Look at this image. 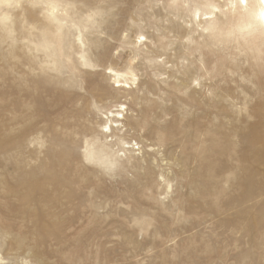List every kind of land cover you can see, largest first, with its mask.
Wrapping results in <instances>:
<instances>
[{"label": "rangeland", "instance_id": "374dc122", "mask_svg": "<svg viewBox=\"0 0 264 264\" xmlns=\"http://www.w3.org/2000/svg\"><path fill=\"white\" fill-rule=\"evenodd\" d=\"M10 2L0 264H264L257 0Z\"/></svg>", "mask_w": 264, "mask_h": 264}, {"label": "snow or ice", "instance_id": "6c2138e0", "mask_svg": "<svg viewBox=\"0 0 264 264\" xmlns=\"http://www.w3.org/2000/svg\"><path fill=\"white\" fill-rule=\"evenodd\" d=\"M261 8H260V11H259V19L261 20L262 24H264V0H258ZM10 5L12 4L11 2L9 3ZM17 6L19 7V3H17ZM34 7H37V6H40L38 4H33ZM49 7H56L58 5H55V4H49L48 5ZM229 7L233 8V9H236L238 7H243L244 10H247L248 8V0H229ZM140 40H144L145 37L144 36H140L139 37ZM105 131H107V129H105Z\"/></svg>", "mask_w": 264, "mask_h": 264}, {"label": "clouds", "instance_id": "9594fccd", "mask_svg": "<svg viewBox=\"0 0 264 264\" xmlns=\"http://www.w3.org/2000/svg\"><path fill=\"white\" fill-rule=\"evenodd\" d=\"M64 6L65 5H63V4L58 5V7H64ZM19 7L17 6V3H12L10 5L9 3H6V0H0V9L10 10V9H15V8H19Z\"/></svg>", "mask_w": 264, "mask_h": 264}, {"label": "bare ground", "instance_id": "6f19581e", "mask_svg": "<svg viewBox=\"0 0 264 264\" xmlns=\"http://www.w3.org/2000/svg\"><path fill=\"white\" fill-rule=\"evenodd\" d=\"M257 2H258V0H257ZM260 8H261V6H260V4H259V2H258V10H257V13L255 14L256 15V17H257V19H258V22L260 23V24H262V22H261V20L259 19V11H260ZM262 25H264V24H262ZM117 82H118V80H116ZM105 127H108L106 124L104 125ZM108 129H109V127H108Z\"/></svg>", "mask_w": 264, "mask_h": 264}]
</instances>
